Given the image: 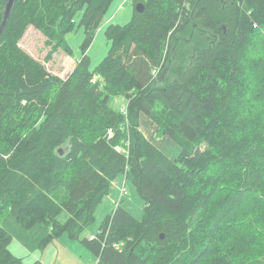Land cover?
Instances as JSON below:
<instances>
[{"label": "trees", "instance_id": "1", "mask_svg": "<svg viewBox=\"0 0 264 264\" xmlns=\"http://www.w3.org/2000/svg\"><path fill=\"white\" fill-rule=\"evenodd\" d=\"M133 1L143 11L107 26L109 52L92 68L86 52L113 0H16L0 31V216L46 227L43 247L67 233L98 264H264V0ZM81 10L84 55L66 77L21 46L33 25L47 60L72 55ZM141 113L178 156L145 136ZM120 174L144 200L141 218L118 205L85 235ZM11 241L0 224V264H45Z\"/></svg>", "mask_w": 264, "mask_h": 264}, {"label": "rangeland", "instance_id": "2", "mask_svg": "<svg viewBox=\"0 0 264 264\" xmlns=\"http://www.w3.org/2000/svg\"><path fill=\"white\" fill-rule=\"evenodd\" d=\"M116 1L117 0H113L112 2L113 4H111L109 7L110 9L116 3ZM124 2L127 3L123 8ZM127 8H130L131 17L126 22L130 21L133 17V13L136 10L135 2L133 0H123L116 10L117 12L120 9L126 10ZM81 13L82 10L76 16L75 29L66 35L67 44L72 48V55H69L63 49H59L58 51L53 53V55L47 60L46 57L48 56L51 50V46L46 44V36L33 25L28 27L25 35L21 39L20 41L21 46L26 51L31 53L34 57L38 58L43 63H45L47 68L51 72L58 74L62 77H66L75 67L76 61H78L84 55L83 43L86 37V33H85V27L80 22ZM111 13L113 14V11ZM106 18L107 17H105L104 22L106 21ZM104 22L102 24L103 26H105ZM102 29L103 31L101 33ZM105 32H106L105 28L99 27V29L95 34L93 43L86 52L91 58L92 68H94L100 61H102L109 52L110 43L106 37ZM99 33L100 35L98 36L97 39V35ZM119 99H122V102L117 100L115 105H117L118 103L121 107L123 104H126L124 98L121 97ZM157 135L159 138L164 136V135H160L158 133V130H157ZM107 200L108 197H105L101 202V204L97 207L95 212L96 215L95 221L86 228V231L94 227L95 229L96 228L98 229L105 216L112 211V208L109 209V202ZM66 217L67 214L65 211H63L60 215V220H65ZM0 224L3 227H5L6 230L12 236V241L10 243V249L12 250V252L17 253L18 256L21 255L25 256L27 263H30L31 261L37 258L41 259L42 257H44L45 260L49 261V263H52L53 256L55 255L56 257V251L60 250L59 245L53 242L43 247L42 240L44 237H46L48 233V229H46V227H44L41 224H36L31 228L22 227L10 210H6L0 216ZM63 251L66 252L65 250ZM30 256L35 258H30ZM72 256L69 254V252L63 255L62 258L63 263L75 264V261L72 258Z\"/></svg>", "mask_w": 264, "mask_h": 264}, {"label": "crops", "instance_id": "3", "mask_svg": "<svg viewBox=\"0 0 264 264\" xmlns=\"http://www.w3.org/2000/svg\"><path fill=\"white\" fill-rule=\"evenodd\" d=\"M122 1L123 0H117L111 9L109 8L105 16L107 17L104 22L105 26L101 25V28H105V31L107 26L111 23L124 24V22L130 19V8L122 10L129 1L124 2L123 8L116 12ZM112 11L113 14L111 13ZM102 31L103 29L101 30V33ZM99 35L100 33L97 35V39ZM118 100L122 102V99L118 98ZM140 128L145 136L169 157L175 158L179 155L181 151L180 145L169 135H164L159 138L157 135V130L159 128L158 124L145 113H141L140 115ZM123 188H126V191H123ZM105 197H108L107 201L109 202V209L112 208L113 210L118 205H121L130 211L135 217L141 218L143 214L144 200L139 196L136 186L126 179L125 175L120 174L111 182V192ZM98 229H95L94 227L87 230L85 233L87 236H91L97 233ZM53 243L59 245L60 250L56 251V257L55 255L53 256L52 263H49L44 257L37 259L45 264H65L63 263L62 258L67 252H69L71 256L73 255L72 258L74 259L75 264H88L95 258V254L83 245L80 240L69 237L67 233L63 234L59 239L54 240ZM22 257L26 259L25 256ZM30 258L35 257L30 256Z\"/></svg>", "mask_w": 264, "mask_h": 264}, {"label": "water", "instance_id": "4", "mask_svg": "<svg viewBox=\"0 0 264 264\" xmlns=\"http://www.w3.org/2000/svg\"><path fill=\"white\" fill-rule=\"evenodd\" d=\"M230 1L234 2V0H221V2H222L224 7L228 6ZM15 2H16V0H8L7 1L6 5H5L3 20H2V23H1V26H0V31H2V29L6 25L10 15H11V12H12V9H13V6H14ZM143 8H144V4L143 3L140 2V3L136 4V10L137 11L141 12V11H143ZM220 28L223 29L225 31V33L228 32L227 24H222L220 26ZM161 237H163V235Z\"/></svg>", "mask_w": 264, "mask_h": 264}, {"label": "built area", "instance_id": "5", "mask_svg": "<svg viewBox=\"0 0 264 264\" xmlns=\"http://www.w3.org/2000/svg\"><path fill=\"white\" fill-rule=\"evenodd\" d=\"M154 73H156V70L154 71ZM121 110L126 114L127 113V105L126 104H123L121 106ZM109 134L112 135L113 134V130L112 129H109L108 130ZM123 191H126V188H123ZM93 237V236H92ZM119 245H117L118 247ZM99 263V258L98 257H95L91 262H89L88 264H98Z\"/></svg>", "mask_w": 264, "mask_h": 264}]
</instances>
